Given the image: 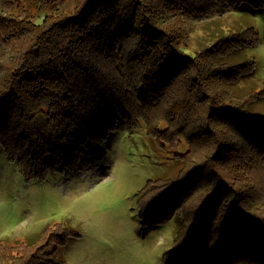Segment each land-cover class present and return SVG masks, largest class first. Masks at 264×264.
Instances as JSON below:
<instances>
[{
	"label": "trees",
	"instance_id": "trees-1",
	"mask_svg": "<svg viewBox=\"0 0 264 264\" xmlns=\"http://www.w3.org/2000/svg\"><path fill=\"white\" fill-rule=\"evenodd\" d=\"M225 2L232 9L264 5V0ZM217 3L0 0V150L26 179H44L71 172L118 119L141 120L150 135L163 121L185 140L187 150L176 158L178 177L154 183L155 199L169 183L185 196L186 183L180 181L198 176L207 179L198 187L204 196L212 188L214 196H221L224 187L235 192L234 185L254 191L255 178L245 171L241 154H247L250 165L256 154L264 158V112L253 109L264 88H254V60L238 59V53L255 44L256 33L248 27L187 51L190 21L213 12ZM247 34L253 40L245 44L240 38ZM249 78L252 85L243 89ZM167 137L160 139L170 142ZM224 176L229 181H222ZM150 191V184L140 191L139 209ZM238 199L232 196V214H240L233 205ZM242 209V218L254 214L248 206ZM52 230L45 228L33 241L0 243V264H63L59 246L64 243H54ZM218 250L210 256L214 261L213 255L225 251ZM196 255L197 264L205 263L196 251L186 259Z\"/></svg>",
	"mask_w": 264,
	"mask_h": 264
},
{
	"label": "rangeland",
	"instance_id": "rangeland-1",
	"mask_svg": "<svg viewBox=\"0 0 264 264\" xmlns=\"http://www.w3.org/2000/svg\"><path fill=\"white\" fill-rule=\"evenodd\" d=\"M217 1L213 12H203L190 21L187 51L194 53L223 35L253 27L257 40L247 44L253 37L242 35L240 41L247 45L238 59L254 60V88L263 89L264 5L232 9L225 0ZM41 20L38 17L36 21ZM251 78L242 82L243 89L252 85ZM261 93L263 99L254 103L253 109L264 112V90ZM152 133L141 120L129 124L118 119L106 139L90 145L71 172L57 171L44 179H26L1 149L0 243L33 241L50 227L54 243H64L59 246L63 264H197V255L186 259L195 251L203 264H264L262 155L259 153L262 161L256 154L254 165H250L247 154H241L245 171L255 178L254 191L234 185L235 192L224 187L221 196H214L212 188L204 196L198 187L206 178L198 176L197 180L180 181L186 183L185 196L178 193L177 184L169 183V189L163 188L160 192L165 193L155 199L154 183L178 177L176 158L185 153L187 144L171 134L163 121ZM201 133L209 134L206 129ZM167 136L170 142L161 141ZM201 145L204 149V142ZM222 179L229 181L226 176ZM146 184L151 185L152 193L145 196L143 209H139L140 191ZM232 196L239 198L233 205L240 214H232ZM221 198L226 205L219 203ZM203 199L210 203H200ZM243 206L254 214L242 218ZM150 219L157 222L147 224ZM219 248L228 252L213 255L214 261L210 256Z\"/></svg>",
	"mask_w": 264,
	"mask_h": 264
}]
</instances>
